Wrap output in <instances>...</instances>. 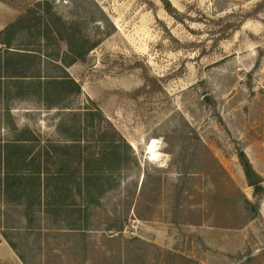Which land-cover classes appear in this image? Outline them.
Segmentation results:
<instances>
[{
    "label": "rangeland",
    "instance_id": "374dc122",
    "mask_svg": "<svg viewBox=\"0 0 264 264\" xmlns=\"http://www.w3.org/2000/svg\"><path fill=\"white\" fill-rule=\"evenodd\" d=\"M0 39L1 264H264V0H0Z\"/></svg>",
    "mask_w": 264,
    "mask_h": 264
},
{
    "label": "trees",
    "instance_id": "16d2710c",
    "mask_svg": "<svg viewBox=\"0 0 264 264\" xmlns=\"http://www.w3.org/2000/svg\"><path fill=\"white\" fill-rule=\"evenodd\" d=\"M56 21H52V25L51 26H49V24H47V26H46V34L47 33H50V34H54L55 35V37L56 38H58V37H60V38H62L64 41H66L67 42V44L69 45V48H70V53H72L73 54V57H72V55L69 57V62L67 63V65L68 66H71V65H73V64H75V63H77L78 61H81V60H83L87 55H88V50L89 49H86L85 51H83V52H79V49H77L78 47H80V46H77V47H75V44H74V39H73V31H72V27L70 26V25H66L62 20H57V19H55ZM57 23H61L62 25V28L63 29H65V30H67V32L65 33V32H62V28H60L61 26H59L58 27V24ZM53 29H55L56 31L54 32L53 31ZM14 30V26H11V27H8L7 28V32H8V34H7V38L5 39V40H3V44L2 43H0V44H2L3 45V48H6V49H12L13 48V44H12V41H10L11 40V38L9 37L10 36V32L11 31H13ZM69 31H71L72 32V38L69 40V38H68V40L65 38V35L69 32ZM61 35V36H60ZM68 35V34H67ZM1 40V39H0ZM77 52V53H76ZM1 62V61H0ZM65 75H66V79L63 81V80H58V81H54V85H57V86H59V87H61L62 89H59L60 91H58V92H62V93H65V92H67V89H69V86L71 85L73 88H74V91L73 90H71V91H69V95L71 96V95H74V94H80L81 93V89H80V86L79 85H77V83L75 82V81H73L71 78H69V75H67V73H65ZM12 77H16L15 75H13ZM18 77H21V76H18ZM18 77H16V78H18ZM21 78H25V77H21ZM42 82V81H41ZM41 82H39L38 83V87L39 86H41L42 84H41ZM56 82H60V83H56ZM45 85H47V86H49V85H51V83H45ZM76 88V89H75ZM39 90H40V87H39ZM73 92H74V94H73ZM102 135V137L100 138V140H99V142H102V143H108L107 141H106V139H105V134H101ZM113 141H112V143H110L111 144V146L113 147V148H116V149H118L119 148V142L118 141H115V138H113L112 139ZM31 141H32V139H31ZM22 142H28V139H25V140H22ZM30 142V141H29ZM80 149H85V150H87V147L86 146H84V145H82L81 147H79ZM66 149V148H65ZM84 154V152H82V155L81 156H84L83 155ZM243 160H244V167L247 169V171H248V169H249V163H248V161H247V158H246V156L245 155H243ZM245 162H246V164H245ZM91 177H93V175L91 174ZM92 193V192H91Z\"/></svg>",
    "mask_w": 264,
    "mask_h": 264
},
{
    "label": "bare ground",
    "instance_id": "6f19581e",
    "mask_svg": "<svg viewBox=\"0 0 264 264\" xmlns=\"http://www.w3.org/2000/svg\"><path fill=\"white\" fill-rule=\"evenodd\" d=\"M154 144H155V141H154ZM154 144L150 148H148L149 149V157H150L151 161H155L159 158L158 153H157L158 148Z\"/></svg>",
    "mask_w": 264,
    "mask_h": 264
},
{
    "label": "crops",
    "instance_id": "0c3cea01",
    "mask_svg": "<svg viewBox=\"0 0 264 264\" xmlns=\"http://www.w3.org/2000/svg\"><path fill=\"white\" fill-rule=\"evenodd\" d=\"M5 250H8L7 247H5ZM10 250H11V249H10ZM7 252H8V251H7ZM9 252H11V251H9ZM12 252H13V251H12ZM11 254H12V253H11ZM10 259H11V257H10ZM6 263H7V262H6ZM0 264H1V261H0Z\"/></svg>",
    "mask_w": 264,
    "mask_h": 264
}]
</instances>
